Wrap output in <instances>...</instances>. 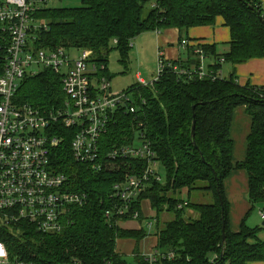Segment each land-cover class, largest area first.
<instances>
[{"label":"trees","instance_id":"obj_1","mask_svg":"<svg viewBox=\"0 0 264 264\" xmlns=\"http://www.w3.org/2000/svg\"><path fill=\"white\" fill-rule=\"evenodd\" d=\"M32 17L35 22L46 24L45 29L35 31L36 48L90 50L91 61L105 65L98 75L107 80L111 78L107 69L109 53L116 49L125 61L133 46L131 40L143 32L175 28L185 33L191 27L213 25L221 17L229 29L230 41L224 53H217L215 45H196L203 50V63L213 71L212 75L199 78L195 70L200 61L194 46L182 45L187 50L185 60H166V64L188 68L192 70L190 74L178 73L165 65L153 84L134 83L122 90L132 97L130 103L111 112L99 141L98 170L73 159V132L57 123L58 132L65 138L51 150L50 165L56 172L66 174L70 189L85 193L87 199L71 208L61 232L42 233L24 224L0 229V240L9 256L34 264H68L73 260L82 264H128L116 251V241L121 238L136 242L131 258L134 264H148L138 246L153 234L156 243L150 252L174 254L171 258L159 257L156 264L264 261V240L257 236L264 225L250 227L245 223L250 210L264 203V85H240L234 74L237 65L264 57L261 1L81 0L77 7L36 9ZM5 47L0 40V76ZM224 66L231 68L228 75L224 74ZM16 100L41 111L62 107L66 95L60 74L44 68L25 77ZM130 105L134 106L133 112L129 111ZM239 110L248 117L249 129L244 156L236 161L231 129ZM140 134L149 142L165 181L155 170L154 176L159 179L150 176L143 189L130 197L127 211L118 214L121 198L113 187H124L128 177L141 174L146 162L128 157L112 160L108 154L135 143ZM236 170L246 175L251 207L239 229L232 231L224 181ZM201 190L209 194L212 203L191 200V193ZM180 194L185 197L180 198ZM144 200L155 212V226L123 227L121 223L127 220L141 223L145 219ZM107 210L112 212L109 217ZM134 211L139 213L136 218L132 217ZM164 212L173 213V218L160 228V215Z\"/></svg>","mask_w":264,"mask_h":264},{"label":"built area","instance_id":"obj_2","mask_svg":"<svg viewBox=\"0 0 264 264\" xmlns=\"http://www.w3.org/2000/svg\"><path fill=\"white\" fill-rule=\"evenodd\" d=\"M48 1L0 0V40L6 46L5 65L0 76V229L24 224L42 233L61 232L71 208L82 205L87 196L71 190L68 176L56 172L50 165L51 150L65 138L58 132L56 124L60 123L73 132L70 142L73 159L98 170L101 168L99 141L111 112L130 103L129 98L132 97L121 91L109 92V81L98 75L104 71L105 65H95L91 61L90 50L77 49V54L71 56L69 50L63 48L48 50L35 47V31L45 29L46 24L35 22L32 13L45 7L43 5ZM181 45H189V42L182 39ZM193 49L200 61L195 73L199 78L212 75L213 71L203 63V50L196 45ZM166 62L159 50L156 75L146 82L137 73L136 83L144 86L153 84L164 66H171ZM171 67L181 74L192 71L175 65ZM44 68L60 74L66 95L63 106L52 111H41L16 100L22 80ZM134 110L130 105L129 111ZM137 138L142 140L140 146L133 143L115 148L108 154L112 160L128 157L146 162L141 174L128 177L124 187H113L121 198V206L116 210L118 214L127 211L130 197L143 189L150 176L159 179V176H154L158 163L149 142L143 134ZM111 213L107 210L106 216ZM138 215L137 211L132 213L133 218ZM260 216L264 219V212H260ZM145 256L148 264H156L159 257L171 258L174 254L171 251H152ZM0 264L34 263L11 258L0 240ZM68 264L82 262L73 260Z\"/></svg>","mask_w":264,"mask_h":264},{"label":"crops","instance_id":"obj_3","mask_svg":"<svg viewBox=\"0 0 264 264\" xmlns=\"http://www.w3.org/2000/svg\"><path fill=\"white\" fill-rule=\"evenodd\" d=\"M260 1L264 8V0ZM150 32L154 35V51H162L164 59L168 61L178 59L185 60L187 57V50L180 44L182 39H186L187 41L189 40V45L192 46L200 44L215 45V50L217 53H224L229 48V29L224 25L223 19L221 17H217L213 25L191 27L185 33H182L175 28ZM230 69L231 68H228V73L231 71ZM228 73L226 74L228 75ZM234 74L237 75L236 77L240 85H245L246 83L256 86L264 85V57L250 59L243 64L237 65L235 67ZM248 129L249 119L246 115H244L243 111L239 110L234 117L231 129V137L234 142L233 156L234 160L236 161H240L244 156L246 146L245 139ZM224 191L229 205V227L232 231H237L243 218L246 216L251 207L247 198V181L245 173L242 170H236L232 172L224 181ZM149 209L151 212L145 213L144 216L147 217H145L146 224L150 225V227H153L156 224L154 219L155 212L150 208V206ZM248 215L246 216L245 221L247 220ZM122 223L126 224V226L122 224L121 225L127 228H139L142 226V223H138L137 221L133 220H127ZM131 224H133V226ZM155 243L156 240L151 244L145 243V248L139 249V251L142 254L148 253L154 248ZM133 251L134 249L132 250L131 255H133ZM250 264H264V261H256Z\"/></svg>","mask_w":264,"mask_h":264},{"label":"rangeland","instance_id":"obj_4","mask_svg":"<svg viewBox=\"0 0 264 264\" xmlns=\"http://www.w3.org/2000/svg\"><path fill=\"white\" fill-rule=\"evenodd\" d=\"M81 5V0H49L45 5L47 8H63V7H77ZM154 35L151 32H143L137 37L131 40L133 47L130 48L128 53V58L123 61L118 50H112L107 57V69L111 76L109 81V92H120L127 89L130 85L137 82L135 75L140 73L142 78L146 82H149L157 73V52L154 51L153 45ZM77 49H70L69 53L71 56L77 54ZM224 74L228 73V67L224 66ZM235 76H237L235 74ZM227 77V76H226ZM142 140L136 139V147L140 146ZM156 171L161 177V181H165V173L161 168V165L157 164ZM180 198H183V194H180ZM192 201L212 203V198L205 190L193 191L190 196ZM264 209V203L256 204L251 210L246 224L250 227L262 226L263 219L259 216V211ZM143 213L151 212L149 209L148 200L142 202ZM173 218V213L164 212L160 215L159 226L160 228L165 222ZM144 221V222H143ZM142 226L146 227V218L143 220ZM132 223V222H131ZM134 223V222H133ZM125 225L124 223H121ZM133 226V224H131ZM128 226V224H127ZM150 229V228H149ZM153 229V228H152ZM151 229V230H152ZM258 239L264 240V229H261L258 233ZM155 242V237L153 234L148 235L145 240H143L138 248H145V243ZM136 248V242L133 239H117L116 241V251L119 252L127 260L128 264H134L131 260V252Z\"/></svg>","mask_w":264,"mask_h":264},{"label":"water","instance_id":"obj_5","mask_svg":"<svg viewBox=\"0 0 264 264\" xmlns=\"http://www.w3.org/2000/svg\"><path fill=\"white\" fill-rule=\"evenodd\" d=\"M250 8H252V6H249ZM253 9V8H252ZM260 18H262L261 16H259ZM191 131H192V134L194 133V120L192 122V128H191ZM262 225H264V220L262 222ZM225 239V230H224V224H223V227H222V240Z\"/></svg>","mask_w":264,"mask_h":264}]
</instances>
